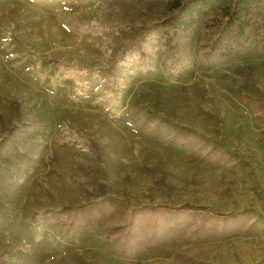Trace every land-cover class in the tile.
I'll return each mask as SVG.
<instances>
[{"label":"rangeland","instance_id":"obj_1","mask_svg":"<svg viewBox=\"0 0 264 264\" xmlns=\"http://www.w3.org/2000/svg\"><path fill=\"white\" fill-rule=\"evenodd\" d=\"M169 13L168 0H0L6 264H187L179 250L206 264H264V54L254 38L205 61L202 28L171 31L166 48L149 30ZM50 63L66 71V94L86 98L50 90ZM212 149L227 162L198 157ZM105 196L133 209L242 212L255 232L122 256L101 225L52 214Z\"/></svg>","mask_w":264,"mask_h":264},{"label":"trees","instance_id":"obj_2","mask_svg":"<svg viewBox=\"0 0 264 264\" xmlns=\"http://www.w3.org/2000/svg\"><path fill=\"white\" fill-rule=\"evenodd\" d=\"M168 5L169 15L149 30L154 38L161 39L166 48H171V31L202 28L204 41L200 47L205 61L237 56L254 38L264 54V0H168ZM65 72L50 63L48 78L52 82L48 88L68 100L76 97L85 99L83 93L69 95L63 91L68 80ZM257 118L262 120L258 114ZM176 138L174 134V142ZM198 157L210 166L227 162V157L214 149L198 153ZM56 213L65 214L73 225L82 228L101 225L104 239L122 256H131L141 247L161 242L197 244L255 232L245 213H218L189 203L133 209L121 200L105 196L75 209L63 206L52 212ZM173 254L187 264H206L182 250ZM0 264H6L2 254Z\"/></svg>","mask_w":264,"mask_h":264}]
</instances>
